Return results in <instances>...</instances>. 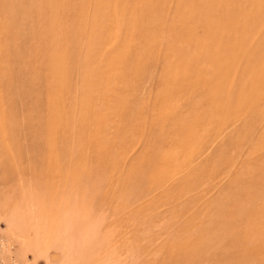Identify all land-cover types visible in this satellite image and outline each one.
<instances>
[{"label":"rangeland","instance_id":"1","mask_svg":"<svg viewBox=\"0 0 264 264\" xmlns=\"http://www.w3.org/2000/svg\"><path fill=\"white\" fill-rule=\"evenodd\" d=\"M0 264H264V0H0Z\"/></svg>","mask_w":264,"mask_h":264}]
</instances>
